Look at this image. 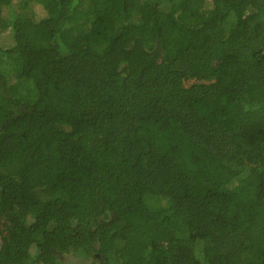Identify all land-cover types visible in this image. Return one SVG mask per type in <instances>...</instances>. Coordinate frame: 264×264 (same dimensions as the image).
<instances>
[{
    "label": "trees",
    "instance_id": "16d2710c",
    "mask_svg": "<svg viewBox=\"0 0 264 264\" xmlns=\"http://www.w3.org/2000/svg\"><path fill=\"white\" fill-rule=\"evenodd\" d=\"M0 210L8 264H264V0H0Z\"/></svg>",
    "mask_w": 264,
    "mask_h": 264
},
{
    "label": "rangeland",
    "instance_id": "374dc122",
    "mask_svg": "<svg viewBox=\"0 0 264 264\" xmlns=\"http://www.w3.org/2000/svg\"><path fill=\"white\" fill-rule=\"evenodd\" d=\"M26 213L0 210V264H8L10 252L19 247L17 232L22 223H25ZM4 250V253H1ZM32 253V249L30 251ZM56 264H97L90 256L77 254L60 255Z\"/></svg>",
    "mask_w": 264,
    "mask_h": 264
}]
</instances>
